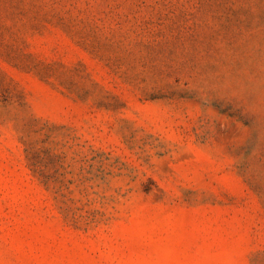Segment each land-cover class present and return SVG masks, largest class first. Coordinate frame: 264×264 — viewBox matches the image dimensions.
Wrapping results in <instances>:
<instances>
[{
  "label": "rangeland",
  "instance_id": "374dc122",
  "mask_svg": "<svg viewBox=\"0 0 264 264\" xmlns=\"http://www.w3.org/2000/svg\"><path fill=\"white\" fill-rule=\"evenodd\" d=\"M0 264H264V0H0Z\"/></svg>",
  "mask_w": 264,
  "mask_h": 264
}]
</instances>
